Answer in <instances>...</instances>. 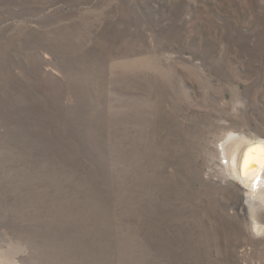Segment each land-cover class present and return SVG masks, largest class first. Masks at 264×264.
Listing matches in <instances>:
<instances>
[{"label":"rangeland","instance_id":"obj_1","mask_svg":"<svg viewBox=\"0 0 264 264\" xmlns=\"http://www.w3.org/2000/svg\"><path fill=\"white\" fill-rule=\"evenodd\" d=\"M231 134L264 0H0V264H264Z\"/></svg>","mask_w":264,"mask_h":264},{"label":"bare ground","instance_id":"obj_2","mask_svg":"<svg viewBox=\"0 0 264 264\" xmlns=\"http://www.w3.org/2000/svg\"><path fill=\"white\" fill-rule=\"evenodd\" d=\"M223 152L232 176L244 187L246 201L254 214V231L260 234L264 232L261 218L264 212V142L256 143L246 136L231 134L223 145Z\"/></svg>","mask_w":264,"mask_h":264}]
</instances>
